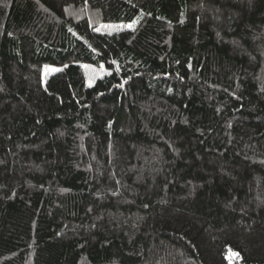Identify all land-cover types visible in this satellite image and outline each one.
Listing matches in <instances>:
<instances>
[{
  "label": "trees",
  "instance_id": "1",
  "mask_svg": "<svg viewBox=\"0 0 264 264\" xmlns=\"http://www.w3.org/2000/svg\"><path fill=\"white\" fill-rule=\"evenodd\" d=\"M0 264H264V0H0Z\"/></svg>",
  "mask_w": 264,
  "mask_h": 264
},
{
  "label": "rangeland",
  "instance_id": "2",
  "mask_svg": "<svg viewBox=\"0 0 264 264\" xmlns=\"http://www.w3.org/2000/svg\"><path fill=\"white\" fill-rule=\"evenodd\" d=\"M124 28H130V25L127 26V25H123L121 23L120 24H107V25H103L102 27H100L99 30L105 31V32H111V31H119V30H122ZM85 68L88 69V67H85ZM60 70H61L60 67H55V66L47 68L44 72V75H43V83L46 82L48 75L53 74L55 72H58ZM107 74H108V72L104 67L96 69V77H99V78L104 77ZM92 83H93L92 80H90L88 82L89 85H91Z\"/></svg>",
  "mask_w": 264,
  "mask_h": 264
}]
</instances>
